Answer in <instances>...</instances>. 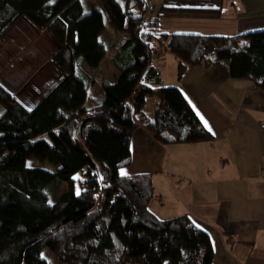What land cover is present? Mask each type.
Returning a JSON list of instances; mask_svg holds the SVG:
<instances>
[{"label":"trees","instance_id":"16d2710c","mask_svg":"<svg viewBox=\"0 0 264 264\" xmlns=\"http://www.w3.org/2000/svg\"><path fill=\"white\" fill-rule=\"evenodd\" d=\"M186 1L165 0L157 10L143 0H97L85 11L82 0H0V40L26 19L58 43L49 58L58 79L42 85L37 103L27 106L0 80V264L213 263L207 230L188 215L160 219L150 210L151 175L120 174L140 127L161 145L214 138L182 89L164 85L157 49L175 55L178 79L188 67L223 66L264 89V29L164 32L166 15H222L221 7ZM107 30L118 36L114 82L101 69ZM143 89L154 99L151 112L139 104Z\"/></svg>","mask_w":264,"mask_h":264},{"label":"crops","instance_id":"0c3cea01","mask_svg":"<svg viewBox=\"0 0 264 264\" xmlns=\"http://www.w3.org/2000/svg\"><path fill=\"white\" fill-rule=\"evenodd\" d=\"M95 1L89 7H97ZM143 1L158 9L165 0ZM186 2L221 7L220 17L197 16L223 30L213 34L231 36L264 29V0ZM166 20L161 29L172 33L169 29L176 28L168 29ZM25 29L37 32L21 19L8 34L26 33ZM168 63L176 73H171L170 83L164 76ZM156 66L164 85L182 89L201 122H208L214 138L161 145L140 127L131 139V165L120 174L151 175L155 196L150 210L160 219L188 215L207 230L214 247L212 264H264V89L250 80L231 78L223 66L188 67L178 79L177 59L172 54ZM147 99L145 95L139 104Z\"/></svg>","mask_w":264,"mask_h":264},{"label":"rangeland","instance_id":"374dc122","mask_svg":"<svg viewBox=\"0 0 264 264\" xmlns=\"http://www.w3.org/2000/svg\"><path fill=\"white\" fill-rule=\"evenodd\" d=\"M82 1L85 6V11L90 10L91 7H89V4L96 3L95 0ZM164 18L167 19L165 25L168 29L169 27L176 28L175 30L169 29L171 30L169 32L199 33L207 35L223 31L218 26L206 25L205 22L199 19L200 17L198 18L196 15L170 14L166 15ZM167 23L172 24L167 25ZM161 28L164 27L161 26ZM53 38L54 37L48 32H28V30H26V33L21 31L14 35L7 33L0 40V80L10 91L17 94L20 100H22L27 106L39 101L41 87L44 83L57 81L58 79V69L55 64L49 60L50 56L58 47L57 40ZM103 41L107 43L109 55L104 60L101 69L105 77L113 81L118 76L119 72L112 63L110 57L114 45H117L118 43V36L114 34L112 30H108L105 32ZM168 54L172 53L168 52L166 49H157V52L155 53L156 64ZM84 68L92 76L95 75L94 70L87 66H84ZM171 73L172 75L175 73V67L172 63H168L167 72L164 75L165 78L167 77L168 83H170ZM93 91L98 93L99 86L95 85ZM145 92L146 90L143 89L141 91V96L138 98L144 99L146 95ZM154 104V99L149 97V99H147L145 110L148 112L153 111ZM2 110L3 108L0 105V111ZM27 164L30 166L51 167L50 163L41 162L37 159H30ZM78 176L79 174L75 176L76 193H80L81 191ZM64 188L65 186L62 187L50 199V201L52 202L57 196H59Z\"/></svg>","mask_w":264,"mask_h":264},{"label":"snow or ice","instance_id":"6c2138e0","mask_svg":"<svg viewBox=\"0 0 264 264\" xmlns=\"http://www.w3.org/2000/svg\"><path fill=\"white\" fill-rule=\"evenodd\" d=\"M53 2H54V0H53ZM203 119V118H202ZM204 124H205V127H207L208 128V131H212V129H211V127L208 125V122L205 120L204 121ZM30 166V165H29ZM126 174V173H125ZM77 194H79V193H77Z\"/></svg>","mask_w":264,"mask_h":264}]
</instances>
